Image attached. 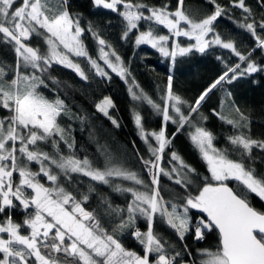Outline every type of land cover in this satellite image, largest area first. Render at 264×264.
Masks as SVG:
<instances>
[{
    "label": "snow or ice",
    "instance_id": "obj_1",
    "mask_svg": "<svg viewBox=\"0 0 264 264\" xmlns=\"http://www.w3.org/2000/svg\"><path fill=\"white\" fill-rule=\"evenodd\" d=\"M210 2L215 5L214 11L197 21L186 14L183 9L184 0H178L175 11H169L167 4L155 7L139 0L136 3L132 0H93L95 7L116 12L126 22L122 39H128L129 33L138 29L141 21H146L163 25L174 37L183 36L195 41L187 47L175 44L170 50L167 47L170 37L157 35L150 23L147 31L135 35L137 46L150 44L163 56L175 60L177 55L183 56L193 50L204 53L206 49L218 45L231 50L240 61L246 63L242 70L240 64L226 66V71L197 97L194 104L188 105L187 115L181 110V105L187 102L173 93L172 75L168 76L166 92L161 98L163 106L146 94L137 95L129 89L134 100H142L151 105L162 115L165 124L169 121L178 124L177 132L185 124H191V115L197 113L201 103L221 82L227 80L231 83L237 79L238 74L264 71V67L252 60L250 52L241 53L234 42L223 40L215 32L214 24L226 14V9L216 4V0ZM17 3L19 6H16ZM260 3L264 7V0H260ZM66 5L67 0H60V7L53 10L51 0H0V43L10 45L16 57L12 79H6L8 73L4 67H0V108L9 112L8 116L0 117V215L6 211L8 213L0 219V264H176V258L181 256V252L176 251L174 255L167 253V241L162 242V237L154 232V217L157 215L175 230L181 241H184L192 227L195 229L194 239L198 241L204 238L205 232L218 231L219 244L214 251L198 250L208 257L201 264H264V212L254 209L245 195L227 183L235 180L246 192L254 193L264 200V177H257L252 164L245 163L254 162L253 149L264 153V140L252 139L244 133L228 137L233 146L232 151L239 152L240 156L238 160L232 159L228 148L218 149L213 145L214 136L210 131L195 126L194 132L189 134L190 139L206 162L210 177H203V185L198 194H189L181 205L164 201L159 188L160 176L162 174L173 179L175 173L177 178L174 182L187 189L194 183L196 170L187 165L175 151L171 153L170 163L176 161L178 167L173 166L170 171L162 168L165 149L171 140L166 137L164 127L159 132H147L139 113H134V122L151 154L150 159H144L143 156L139 158L148 171L150 185L138 173L114 164L113 157L106 150L102 151L105 160L103 168L96 167L87 156L81 159L75 154V142L70 143L65 139L66 130L58 123L61 114L69 111L64 101L58 96L55 100H49L38 91L41 85L47 87L41 76L35 72L26 75L20 71L23 66L44 74L53 63H58L72 69L82 79H87L80 64L69 58L71 54L87 57L99 76H107L97 61L88 56L80 39L85 29L81 28L79 18H74ZM232 6L242 9L246 14L240 26L256 38L258 48L264 49V38L257 33V28L264 30V15L259 22L254 18L248 22L252 10L246 6L245 0H232ZM87 31L101 46L100 58L108 68L123 77L127 69L123 67L120 56L114 50L105 51V47L111 49V45L93 30L91 24ZM210 33L213 36L209 40L207 37ZM33 34L44 38L47 52L41 54L38 48L26 43ZM60 46L64 51L60 50ZM110 56L115 57L117 63H112ZM49 79L54 84L59 83L50 75ZM111 106L112 102L107 97L102 104L96 105L99 112L119 127L107 111V107ZM170 110L176 113V117L170 114ZM241 120H246L242 114ZM226 122L234 127L242 126L230 119ZM149 137L154 138L156 146L149 142ZM61 141L69 150L67 155L61 150ZM41 144H50L53 152L44 151ZM32 162L39 165L38 171L31 169ZM53 166L58 171L54 172ZM14 174L18 175V181L14 179ZM73 174L108 185L114 192L131 194L132 199L127 204V218L117 228L121 231L129 227L134 229L132 234L142 245L143 255L125 249L118 239L101 226L93 212L82 207V203L88 201L89 194L96 191L95 186L90 185L88 193H82L81 198L77 199L60 184L61 176L71 181ZM114 177L130 181L133 185H141L149 191L114 184ZM41 178H46L52 186H45ZM102 202L111 209L106 198H102ZM17 206L25 213L22 223L12 218V210ZM190 209L205 214L194 225L189 217ZM118 211L123 212L124 209ZM138 218L147 222V230L143 233L135 227ZM22 229H27V234L22 233ZM169 247L175 248V245ZM184 249L187 251V245H184ZM57 254H63L64 259ZM153 254L154 259H150Z\"/></svg>",
    "mask_w": 264,
    "mask_h": 264
},
{
    "label": "trees",
    "instance_id": "obj_2",
    "mask_svg": "<svg viewBox=\"0 0 264 264\" xmlns=\"http://www.w3.org/2000/svg\"><path fill=\"white\" fill-rule=\"evenodd\" d=\"M132 2L136 3L137 0H132ZM139 2L155 7L167 4L169 11H175L178 5V0H139ZM216 4L224 7L226 14L215 22V32L219 33L223 40L234 42L237 50L241 53L248 54L250 52L252 60L264 67V49L258 48L256 38L246 28L240 26L246 15L243 10L233 7L232 0H216ZM245 4L252 10V17L248 22H251L253 18L259 22L261 16L264 15V7L261 6L260 0H245ZM18 5L19 3L16 6ZM66 6L74 18H79L81 28L85 29L81 41L88 56L96 60L100 67H104L109 75V78L99 76L91 67L87 57L75 56H72V60L80 64L87 79H82L72 69L55 63L47 73H38V76H41L47 85V87L41 85L38 91L49 100H55L58 96L69 110L67 114H61L58 123L66 130L65 139L70 143L75 142L74 151L79 158L83 159L87 156L96 167L103 168L105 160L102 151L106 150L113 157L114 164L122 165L128 170L138 173L139 177L150 185L151 179L148 171L139 158L140 156H143L144 159L151 158L148 144L141 138L139 129L134 122V113H139L142 117V125L147 132H159L164 127L166 137L171 140V144L165 149L161 167L169 171L173 166L178 167V162L171 161L170 163L171 153L175 151L187 165L196 170L197 175L193 177L194 183L187 189L174 182L177 178L174 173L173 179L162 174L160 176L159 188L165 200L181 205L189 194H198L199 188L203 185V177H210L206 162L190 139L189 134L194 132L195 126L210 131L214 136L213 145L218 149L228 148L232 159L238 160L240 156L239 152L232 151L233 146L229 143L228 137L244 133L250 135L252 139L264 140V71L245 75L238 74L237 79L231 83H228L227 80L221 82L201 103L197 113L191 115V124H185L177 132L178 124L171 121L165 124L161 114H158L147 102L134 100L132 92L137 95L146 94L154 102L163 106L161 98L166 92L168 76L172 75L173 93L187 102L181 105V110L187 115L188 105L194 104L197 97L226 71V66L234 67L236 64H240V70H242L246 67V63L240 61L231 50L218 45H213L204 53L193 50L183 56L177 55L173 60L163 56L151 46L135 44V35L140 31H147L150 23L157 35H168L173 40L174 36L163 25L141 21L138 29L129 33L128 39H122L126 22L118 13L95 7L93 0H67ZM214 8L215 5L210 0H184L183 5L186 14L197 21L211 14ZM121 10H123L122 7ZM145 14H148L147 11ZM89 24L101 38L111 45V49L105 47V51L114 50L120 56L123 67L127 69L123 77L106 67L100 58L101 46L96 38L87 31ZM257 33L261 38H264V30L257 28ZM212 36L213 34L210 33L208 39H211ZM176 42L182 47L194 43L193 40L187 41L184 38H176ZM26 43L34 48H37L38 45L41 48L45 47L44 42L35 37ZM40 52L42 54L41 50ZM110 57L115 61V57ZM15 63L16 57L12 47L0 43V67H4L8 73L6 77L8 80L15 75ZM23 73H28V71L23 70ZM49 75L55 77L59 83L54 84L49 79ZM106 97L112 102L109 116L117 121L119 127L113 125L108 117L97 110L96 105ZM170 114L176 117V113L171 110ZM241 114L246 120H241ZM8 115L7 110L0 108V117ZM202 117H207V119ZM229 119L242 126L234 127L226 122ZM245 124L246 126H243ZM174 133L175 136H173ZM149 142L156 146L154 138L149 137ZM40 147L49 153L53 152L50 144H41ZM60 147L65 155L69 153L63 141L60 142ZM252 155L254 162L245 161V163L252 164L256 169L257 177H264V153L259 149H253ZM41 182L45 183V178H41ZM59 182L77 199L81 198L82 193H88L90 185L95 186L96 191L89 194L88 201L82 203V207L86 211L93 212L101 226L118 239L125 249L143 255L142 245L132 234L134 229L129 227L121 231L117 228V225L127 218V204L132 199L130 193L114 192L110 186L91 181L90 178L78 174H73L71 181H67L61 176ZM112 182L124 187L135 186L130 181L115 177L112 178ZM227 183L231 188L245 195L254 209L264 212V200L254 193L246 192L235 180ZM136 188L140 189L141 187L137 186ZM102 198H106L110 202L111 209L102 202ZM15 203L18 204V202ZM118 209H124V211L120 212ZM189 213L193 225L196 220H200L205 215L193 209H190ZM7 214L6 211L5 214L0 215V219H3ZM24 217L25 213L19 206L12 210V218L15 222L22 223ZM135 227L143 233L147 230V222L143 218H138ZM153 228L154 232L162 237V242L167 241L165 248L168 254L174 255L176 251L181 252V256L176 258L177 263H181V261L185 263L191 257L196 264H201L205 255L198 250L214 251L219 244V234L216 230L205 232L203 240L194 239V227L186 234L184 241H181L175 230L169 227L159 215L154 217ZM114 229L115 231H113ZM21 231L27 234V229ZM169 245H175V248L169 247ZM184 245H187V251H185ZM150 259H154V254Z\"/></svg>",
    "mask_w": 264,
    "mask_h": 264
},
{
    "label": "rangeland",
    "instance_id": "obj_3",
    "mask_svg": "<svg viewBox=\"0 0 264 264\" xmlns=\"http://www.w3.org/2000/svg\"><path fill=\"white\" fill-rule=\"evenodd\" d=\"M19 6V5H18ZM51 7L53 8V10H55L56 8H58V7H60V0H51ZM41 31H43V30H41ZM139 34V33H138ZM37 38V39H40V41L42 40V42H44V38L42 37V36H36L35 34H33V36H32V38ZM82 37V36H81ZM81 37H80V39H81ZM31 38V39H32ZM176 38H184V39H186L187 41H192V40H190L189 38H187V37H183V36H181V37H174L173 38V40L172 39H169V41H168V44H167V47H169V49L171 50L172 49V47L175 45V44H178L177 42H176ZM208 38V37H207ZM210 40V39H209ZM193 42L195 43V41L193 40ZM193 43V44H194ZM44 45H45V47L44 48H41V46H37V48L39 49V50H41L42 51V54L43 53H45V52H47V45H46V43L44 42L43 43ZM142 45H145V46H151L150 44H142ZM142 45H139V46H142ZM156 49V48H155ZM60 50L61 51H64L63 50V48H62V46H60ZM156 50H158V49H156ZM69 58L70 59H72V55L71 54H69ZM171 58V57H170ZM110 60H111V62L112 63H117L116 61H114V60H112V58L110 57ZM55 64H58V63H55ZM61 65V64H60ZM106 65V64H105ZM22 67V70H20L21 72H23V70L24 71H28V73H24V74H26V75H32L33 74V72H35V74L38 76V73H39V71H37V70H34V69H32L31 67H28V68H24L23 66H21ZM106 67H108L107 65H106ZM104 71H105V68L104 67H101ZM110 69V68H109ZM111 70V69H110ZM112 71V70H111ZM106 72V71H105ZM116 73V72H115ZM103 77H105V78H109V75L107 74V76H103ZM104 101V100H103ZM103 101H101V102H99L98 104H102V102ZM112 107V106H111ZM111 107H107V111H108V113L110 114V111H111ZM30 167H31V169L33 170V171H38L39 170V165L36 163V162H32L31 164H30ZM53 171L54 172H56V171H58V170H56L55 168H54V166H53ZM174 175H175V173H174ZM176 176V175H175ZM14 179L15 180H17L18 181V179H19V177H18V175L16 176V174H14ZM42 183V182H41ZM47 183V184H46ZM45 186H52L51 185V182L50 181H47V179L45 178ZM49 184V185H48ZM141 187V188H143V186H141V185H135V186H133V187ZM138 189V190H140V191H149V189L148 188H146V189ZM30 191V190H29ZM160 194H161V196L163 197V195H162V192H161V190H160ZM163 199H164V201H166L165 200V198L163 197ZM178 210H181L182 211V209H178ZM192 210V209H191ZM193 210H195V211H197V212H199V210H197V209H193ZM189 217L191 218V216H190V213H189ZM191 221H192V218H191ZM199 220H196V222H198ZM57 255H59L60 256V258L61 259H64V257H63V254H57ZM205 255V259H207L208 257H207V255L206 254H204Z\"/></svg>",
    "mask_w": 264,
    "mask_h": 264
},
{
    "label": "built area",
    "instance_id": "obj_4",
    "mask_svg": "<svg viewBox=\"0 0 264 264\" xmlns=\"http://www.w3.org/2000/svg\"><path fill=\"white\" fill-rule=\"evenodd\" d=\"M203 239H204V238H203ZM203 239H202V240H203ZM176 264H181V263H177V262H176ZM183 264H196V262L194 261L193 258L189 257L188 260H187V262H185V263H183Z\"/></svg>",
    "mask_w": 264,
    "mask_h": 264
},
{
    "label": "water",
    "instance_id": "obj_5",
    "mask_svg": "<svg viewBox=\"0 0 264 264\" xmlns=\"http://www.w3.org/2000/svg\"><path fill=\"white\" fill-rule=\"evenodd\" d=\"M103 9V8H102ZM104 10H108V9H104ZM109 11H111V10H109ZM230 187V186H229ZM218 232V231H217Z\"/></svg>",
    "mask_w": 264,
    "mask_h": 264
}]
</instances>
